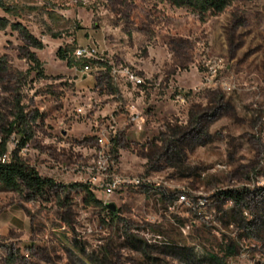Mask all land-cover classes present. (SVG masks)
<instances>
[{"label":"rangeland","instance_id":"rangeland-1","mask_svg":"<svg viewBox=\"0 0 264 264\" xmlns=\"http://www.w3.org/2000/svg\"><path fill=\"white\" fill-rule=\"evenodd\" d=\"M0 1V121L23 108V156L64 186L0 190V264H264V0Z\"/></svg>","mask_w":264,"mask_h":264},{"label":"trees","instance_id":"trees-1","mask_svg":"<svg viewBox=\"0 0 264 264\" xmlns=\"http://www.w3.org/2000/svg\"><path fill=\"white\" fill-rule=\"evenodd\" d=\"M177 7L189 8L200 15H217L230 6L234 0H167ZM4 4L0 1V6ZM10 10L9 8H6ZM6 19L0 17V28H5ZM12 28L18 30L31 46L43 48L42 40L34 36L26 26L21 23H12ZM54 36H57L54 34ZM72 45L60 47L57 50V57L61 60H67L70 66H73ZM28 59L36 64H40V60L35 52L30 51ZM104 63L101 60L97 61ZM88 64V63H86ZM106 64V63H104ZM15 136L16 145L10 150L9 142ZM34 136L32 125L28 120V115L22 107H17L13 113L11 120H5L1 117L0 121V190L13 191L20 195H27L30 198H45L52 192H58L59 188L64 187L58 184L51 176H45L40 173L38 168L31 164L22 154L23 148L29 144ZM6 157V158H5ZM71 186H82L85 193V201L89 205H103V201L99 199L90 184L73 183ZM107 208V204L105 205ZM109 209V208H108ZM110 213L115 217L116 212Z\"/></svg>","mask_w":264,"mask_h":264},{"label":"built area","instance_id":"built-area-1","mask_svg":"<svg viewBox=\"0 0 264 264\" xmlns=\"http://www.w3.org/2000/svg\"><path fill=\"white\" fill-rule=\"evenodd\" d=\"M96 53H97V50L94 47H92V46H80L77 49V54L80 57L91 58ZM129 79L133 83H136V84L142 83V81H143V79H141L139 76L133 75V74L129 75ZM101 141L103 142V139H101ZM125 182H127V181H124L120 177H114V178H112V179H110L108 181H104L102 183V187H103V190L106 192V194L112 195ZM185 199H186V196L182 195L179 198V201H182V200H185Z\"/></svg>","mask_w":264,"mask_h":264},{"label":"water","instance_id":"water-1","mask_svg":"<svg viewBox=\"0 0 264 264\" xmlns=\"http://www.w3.org/2000/svg\"><path fill=\"white\" fill-rule=\"evenodd\" d=\"M107 206H108V208L111 209L112 211H115V210H116V205L113 204V203H108Z\"/></svg>","mask_w":264,"mask_h":264}]
</instances>
